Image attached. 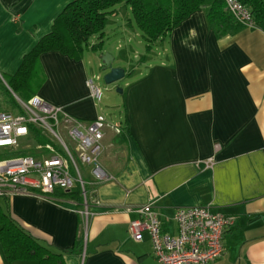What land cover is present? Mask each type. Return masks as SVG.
Masks as SVG:
<instances>
[{"label":"crops","instance_id":"0c3cea01","mask_svg":"<svg viewBox=\"0 0 264 264\" xmlns=\"http://www.w3.org/2000/svg\"><path fill=\"white\" fill-rule=\"evenodd\" d=\"M72 1L0 0L3 85ZM119 27L124 38L128 30ZM156 42L160 58L143 56L138 74L125 69L130 77L110 121L86 85L94 77L91 56H39L38 96L84 123L98 114L108 120L100 164L113 179L97 182L82 164L95 212L86 226L70 199L14 194L0 198V208L54 250L82 239L77 252L64 254L65 264H160L146 231L140 240L129 236L128 223L138 216L130 208L153 202L162 229L176 234L177 208L209 205L234 222L223 234V253L208 264H264V22L216 37L200 9ZM208 158L211 167L201 162ZM0 264L37 261L8 262L0 245Z\"/></svg>","mask_w":264,"mask_h":264},{"label":"built area","instance_id":"2783aa9c","mask_svg":"<svg viewBox=\"0 0 264 264\" xmlns=\"http://www.w3.org/2000/svg\"><path fill=\"white\" fill-rule=\"evenodd\" d=\"M225 9L245 27H255L250 10L238 0H223ZM87 79L91 97L100 102L101 88L94 80ZM3 81V80H2ZM12 93L18 109L0 108V198L14 194L49 198L55 188L69 191L78 185L82 205L78 213L86 226L94 215L88 201L86 181L79 163L90 167V173L97 182L109 181L113 176L100 164L103 152L102 138L106 118L98 114L95 119L84 123L68 116L60 106L52 105L37 94L23 100ZM29 124L38 127L50 141L37 143L38 156L13 155L6 159L4 150L18 147L26 139H34L29 133ZM61 129L75 142L77 158L61 137ZM116 133L121 126L115 125ZM218 147L217 145L215 146ZM211 167L213 158L201 161ZM100 204L99 201H95ZM138 216L129 221L128 234L133 240H140L143 232L150 237L152 253L160 264H208L218 258L224 250L223 234L234 218L213 210L209 205L179 207L173 214L176 234L164 231L153 202L130 208Z\"/></svg>","mask_w":264,"mask_h":264},{"label":"trees","instance_id":"16d2710c","mask_svg":"<svg viewBox=\"0 0 264 264\" xmlns=\"http://www.w3.org/2000/svg\"><path fill=\"white\" fill-rule=\"evenodd\" d=\"M238 1L250 10L255 25L264 22V0ZM120 3L130 7L132 18L147 49H151L155 41L163 39L192 12L200 9L205 10L209 27L216 37L235 33L243 26L225 9L223 0H73L54 19L51 30L23 57L17 71L4 78L10 90L23 100L36 95L43 80L39 56L44 52L58 51L79 59L85 50L91 49L101 55L108 15L113 14ZM0 86L8 96L5 104L0 101V108L18 109L12 93L3 85L1 79ZM29 133L35 143L50 141V138L33 124H29ZM20 154L38 156L37 153L25 149L13 155ZM49 198L57 201L70 199L75 201L79 208L82 205L78 185L69 191L55 188ZM80 244L82 245V239L67 250H54L34 238L9 213L0 208V245L8 262L29 259L36 260L37 264H65L64 254L77 252Z\"/></svg>","mask_w":264,"mask_h":264},{"label":"rangeland","instance_id":"374dc122","mask_svg":"<svg viewBox=\"0 0 264 264\" xmlns=\"http://www.w3.org/2000/svg\"><path fill=\"white\" fill-rule=\"evenodd\" d=\"M129 6L125 3H120L116 6V11L119 12L118 15L111 21V14L108 15V22L104 28L103 40V53L109 54L113 60L111 61L112 67H121L126 70L131 68L136 71L144 69V64H141V58L147 56L150 60L155 61L160 58L161 52L159 49L158 43L156 42L150 52H147L145 48V41L141 36V32L136 26L132 15L129 11ZM115 20V21H114ZM130 23L131 26H128ZM125 24L126 29L128 30L124 38L120 37V25ZM129 38V40H127ZM97 41V40H96ZM85 56L89 58L92 57L91 67L93 69V74L99 76L98 79L94 80L97 82L101 88L102 97L99 102L100 106L103 108V112L107 114V119L115 120L118 118L119 111L121 108L122 97L121 94L117 91V88L122 89L124 87L125 81L129 79L130 74H126L122 79L106 84L104 83L103 76L107 70H103L100 67L101 59L99 57V52L92 50H85ZM8 100V96L5 94L4 89L0 86V101L5 104V101ZM106 119V121H108ZM61 137L64 142L71 149L74 156L77 158V152L75 150V142L67 135L65 129H61ZM37 143L32 139H26L19 143L18 147L11 150H4L3 157L6 159L13 157V154L20 150H28L38 153L39 150L35 148ZM21 155V154H20ZM79 168L82 174L85 176V171L83 165L79 163Z\"/></svg>","mask_w":264,"mask_h":264},{"label":"water","instance_id":"95a60500","mask_svg":"<svg viewBox=\"0 0 264 264\" xmlns=\"http://www.w3.org/2000/svg\"><path fill=\"white\" fill-rule=\"evenodd\" d=\"M99 57L101 59V69L107 70L103 76L104 83H114L125 76L124 68L111 66V61L113 60V58L109 54L102 53L101 55H99ZM117 91L121 92L122 89L117 88Z\"/></svg>","mask_w":264,"mask_h":264}]
</instances>
